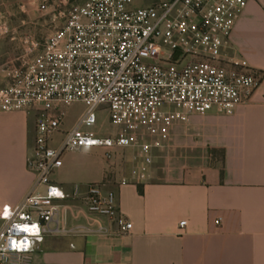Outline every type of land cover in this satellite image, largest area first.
Segmentation results:
<instances>
[{"label":"built area","instance_id":"2783aa9c","mask_svg":"<svg viewBox=\"0 0 264 264\" xmlns=\"http://www.w3.org/2000/svg\"><path fill=\"white\" fill-rule=\"evenodd\" d=\"M134 1L84 0L60 11L62 24L44 41L22 36L21 64L5 70L0 108L35 116L28 157L35 180L16 209L0 215V264H28L45 236L73 231L62 222L60 201L105 217L120 235L131 232L117 190L74 183L67 191L53 179L66 153L102 147L111 159L120 151L129 165L120 184L140 185L175 124L192 113L232 114L261 87L264 71L241 57L231 39L247 0H163L142 7ZM6 32L0 22V36ZM75 102L85 111L55 145L65 107ZM98 109L115 131H99Z\"/></svg>","mask_w":264,"mask_h":264},{"label":"crops","instance_id":"0c3cea01","mask_svg":"<svg viewBox=\"0 0 264 264\" xmlns=\"http://www.w3.org/2000/svg\"><path fill=\"white\" fill-rule=\"evenodd\" d=\"M158 1L135 0L134 6ZM231 39L241 57L264 71V0H247ZM65 110L55 145L85 105L75 102ZM34 140L33 113L0 108V215L16 209L34 183L28 167ZM77 151L95 156L97 165H76V151L69 152L53 179L67 191L74 183L117 190L131 232L120 235L105 217L60 201L62 222L73 231L45 236L28 264H264V81L252 101L232 114L192 113L175 124L140 185L120 184L129 173L120 151L111 159L102 147ZM4 220L0 216V228Z\"/></svg>","mask_w":264,"mask_h":264},{"label":"rangeland","instance_id":"374dc122","mask_svg":"<svg viewBox=\"0 0 264 264\" xmlns=\"http://www.w3.org/2000/svg\"><path fill=\"white\" fill-rule=\"evenodd\" d=\"M84 0H0V22L7 25L6 34L0 36V83L5 78L6 69L17 67L21 64L23 45L21 38L25 34L33 35L37 40L44 41L46 36L55 30L63 19L60 11L67 10L73 4L82 3ZM42 4L47 8L43 9ZM5 81V80H4ZM103 114L106 119L99 131L107 133L115 131V127L108 124L107 112ZM97 158L84 151L74 152L76 165L92 167L97 165Z\"/></svg>","mask_w":264,"mask_h":264},{"label":"trees","instance_id":"16d2710c","mask_svg":"<svg viewBox=\"0 0 264 264\" xmlns=\"http://www.w3.org/2000/svg\"><path fill=\"white\" fill-rule=\"evenodd\" d=\"M140 190L142 191V189L140 188Z\"/></svg>","mask_w":264,"mask_h":264},{"label":"snow or ice","instance_id":"6c2138e0","mask_svg":"<svg viewBox=\"0 0 264 264\" xmlns=\"http://www.w3.org/2000/svg\"><path fill=\"white\" fill-rule=\"evenodd\" d=\"M6 214V213H5Z\"/></svg>","mask_w":264,"mask_h":264}]
</instances>
